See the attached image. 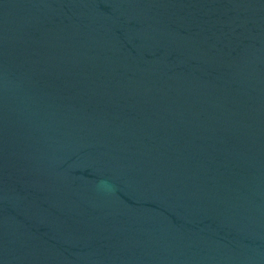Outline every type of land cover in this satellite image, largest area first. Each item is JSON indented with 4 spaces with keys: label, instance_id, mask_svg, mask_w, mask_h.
I'll use <instances>...</instances> for the list:
<instances>
[{
    "label": "water",
    "instance_id": "obj_1",
    "mask_svg": "<svg viewBox=\"0 0 264 264\" xmlns=\"http://www.w3.org/2000/svg\"><path fill=\"white\" fill-rule=\"evenodd\" d=\"M0 264H264V0H0Z\"/></svg>",
    "mask_w": 264,
    "mask_h": 264
}]
</instances>
